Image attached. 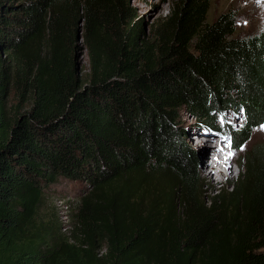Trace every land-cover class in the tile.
Returning <instances> with one entry per match:
<instances>
[{
  "label": "trees",
  "instance_id": "obj_1",
  "mask_svg": "<svg viewBox=\"0 0 264 264\" xmlns=\"http://www.w3.org/2000/svg\"><path fill=\"white\" fill-rule=\"evenodd\" d=\"M210 9L173 0L149 32L129 0H0V264H264L260 153L205 201L187 143L264 125V31ZM161 173L174 188L145 210ZM61 182L92 190L65 227L43 214Z\"/></svg>",
  "mask_w": 264,
  "mask_h": 264
},
{
  "label": "rangeland",
  "instance_id": "obj_2",
  "mask_svg": "<svg viewBox=\"0 0 264 264\" xmlns=\"http://www.w3.org/2000/svg\"><path fill=\"white\" fill-rule=\"evenodd\" d=\"M172 1L173 0H129L131 8H133L137 15V19L143 22L149 32L161 20L169 15ZM231 10L239 13L236 35L244 36L258 31H264V0H211L208 21L213 22L221 14ZM77 46L79 71L84 75L88 72L90 63L87 47L81 37ZM183 119V124L185 121L191 125L194 122V120L188 116ZM226 119L228 120L223 119V121L233 127H240L244 124L240 116L233 115L232 113L228 114ZM198 132L201 133L202 131H189L190 136L187 138V143L200 153L198 173L203 186L202 194L205 201L211 200L221 191L231 189L243 173L242 169L245 160L252 159L256 151L258 154L260 153L258 159L264 163V125L252 131L249 142L242 148H239V144L232 143V141L224 135L222 140L217 137L207 139L208 141L205 142L206 148H202L197 138L203 135L196 136ZM214 141H219V143L222 141L223 145L221 144L220 150H218L219 147L212 145ZM214 154L219 155L222 160L220 169L221 174L217 175L221 180L220 182L211 181L209 179L211 174L210 158ZM227 156L231 158L228 159ZM230 164L234 172L228 175L226 173V165ZM154 176L155 177H151L152 179H149V182L140 190L141 195H143L142 199L145 210H149L152 201L163 192H170L172 191L171 189L174 188L173 184L170 185L165 182L166 178L171 182V177L168 174L161 173ZM91 191L90 188L83 184L61 182L53 187L50 192L48 191L47 202L43 208V214H45L48 219H57L63 227L68 226L69 220H67V215L71 212V209H75V207L80 204L81 199L90 194Z\"/></svg>",
  "mask_w": 264,
  "mask_h": 264
},
{
  "label": "bare ground",
  "instance_id": "obj_3",
  "mask_svg": "<svg viewBox=\"0 0 264 264\" xmlns=\"http://www.w3.org/2000/svg\"><path fill=\"white\" fill-rule=\"evenodd\" d=\"M192 138H196V137H192ZM192 138H190V139H192ZM197 139H198L199 145L202 148H206L205 147L206 146L205 142H207L208 140L206 138H204V137H198ZM221 144H222V141L220 143H219V141H214V143H212V145L219 147L218 150L221 149V146L223 145V144L222 145ZM230 158L231 157L229 156L228 159H230ZM210 160H211V164H210L211 174L209 176V179L211 181L214 180V181L220 182L221 180H220V178L217 177V175L221 174V170H220L221 169V163H222L221 162L222 161L221 157L219 155H217V154H214L210 158ZM233 172H234V170H233L232 165L231 164L230 165H226V173L229 175V174H232Z\"/></svg>",
  "mask_w": 264,
  "mask_h": 264
},
{
  "label": "water",
  "instance_id": "obj_4",
  "mask_svg": "<svg viewBox=\"0 0 264 264\" xmlns=\"http://www.w3.org/2000/svg\"><path fill=\"white\" fill-rule=\"evenodd\" d=\"M200 137H203V136H200Z\"/></svg>",
  "mask_w": 264,
  "mask_h": 264
}]
</instances>
